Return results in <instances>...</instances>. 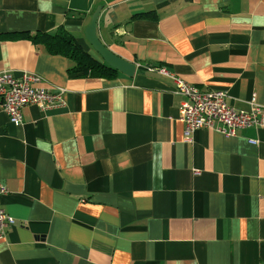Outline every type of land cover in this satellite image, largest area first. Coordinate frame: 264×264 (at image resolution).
Returning <instances> with one entry per match:
<instances>
[{"label":"crops","instance_id":"0c3cea01","mask_svg":"<svg viewBox=\"0 0 264 264\" xmlns=\"http://www.w3.org/2000/svg\"><path fill=\"white\" fill-rule=\"evenodd\" d=\"M133 76L72 77L23 34L85 28ZM155 11V19H132ZM99 57V56H98ZM164 66L170 75L149 70ZM38 73L66 104L0 105V264H264V126L234 136L179 118L174 76L264 106V0H0V72Z\"/></svg>","mask_w":264,"mask_h":264},{"label":"built area","instance_id":"2783aa9c","mask_svg":"<svg viewBox=\"0 0 264 264\" xmlns=\"http://www.w3.org/2000/svg\"><path fill=\"white\" fill-rule=\"evenodd\" d=\"M148 69L171 74L164 66H148ZM173 79V92L184 98L180 103L179 118L185 125L187 136L198 128L234 136L237 129L264 126V106L255 101L250 102L248 110H238L228 103V94L224 89L203 91L178 76ZM65 94L64 87L46 89L38 73L22 71L15 75L10 70L0 72V105L14 124L22 121L24 106L33 104L41 109L61 107L66 104ZM6 191V186L0 181V195ZM13 223L14 218L7 214L0 204V238L3 236V228Z\"/></svg>","mask_w":264,"mask_h":264},{"label":"trees","instance_id":"16d2710c","mask_svg":"<svg viewBox=\"0 0 264 264\" xmlns=\"http://www.w3.org/2000/svg\"><path fill=\"white\" fill-rule=\"evenodd\" d=\"M156 17L155 11H147L134 15L132 19H155ZM23 35L34 43L43 44L50 54L65 57L69 62L67 67L69 76L114 78L120 73L108 66L95 51L97 57L91 54L77 38L62 30L54 34L35 32Z\"/></svg>","mask_w":264,"mask_h":264},{"label":"water","instance_id":"95a60500","mask_svg":"<svg viewBox=\"0 0 264 264\" xmlns=\"http://www.w3.org/2000/svg\"><path fill=\"white\" fill-rule=\"evenodd\" d=\"M99 12L100 8L98 7L93 13L89 24L85 28V37L87 41L91 45L93 51H95L108 66L129 77L133 76L136 69V64L115 54L102 42L98 36L96 32V23Z\"/></svg>","mask_w":264,"mask_h":264}]
</instances>
